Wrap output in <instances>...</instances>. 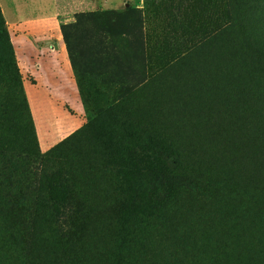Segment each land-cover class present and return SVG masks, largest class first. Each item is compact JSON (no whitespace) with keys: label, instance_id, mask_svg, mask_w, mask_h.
I'll use <instances>...</instances> for the list:
<instances>
[{"label":"rangeland","instance_id":"obj_1","mask_svg":"<svg viewBox=\"0 0 264 264\" xmlns=\"http://www.w3.org/2000/svg\"><path fill=\"white\" fill-rule=\"evenodd\" d=\"M89 1L54 21L57 39L64 29L73 45L86 102L81 126L50 147L62 144L48 169L83 202L81 240L70 254L52 240L40 253L27 223L0 219V264H67L64 253L78 264H264V0ZM0 16L19 82L18 92L0 74V197L21 191L26 200L41 191L40 156L50 149L39 148L34 123L40 135L67 120L51 101L26 97L23 83L33 80L15 54L18 30ZM7 65L0 52V69ZM119 134L171 145L187 185L174 196L166 188L157 208L143 164L129 179L115 175ZM15 166L23 176L10 175Z\"/></svg>","mask_w":264,"mask_h":264},{"label":"trees","instance_id":"obj_2","mask_svg":"<svg viewBox=\"0 0 264 264\" xmlns=\"http://www.w3.org/2000/svg\"><path fill=\"white\" fill-rule=\"evenodd\" d=\"M133 11H127L132 13ZM123 25V24H121ZM115 29V26L109 25L108 32ZM62 40L69 58L70 66L75 78V84L77 87L79 100L81 103H85L82 81L76 73L75 59L73 56V45L69 41V38L65 30H61ZM0 52L8 57V65L6 69L0 74H4L6 78L12 81V84L17 89L19 86L17 71L12 60L11 46L7 40V36L4 29V23L0 16ZM19 92V90H18ZM20 112L19 116H22L21 109L25 108V102L20 99ZM2 112V111H1ZM26 114V113H25ZM2 115V114H1ZM0 115V116H1ZM116 154L114 157L115 175H119L121 180L129 179L131 172L136 166L143 164L144 174L146 179L147 192L149 193L151 188L158 193L155 195L154 204L156 207L161 206V200L158 199L162 192L168 190V194L174 196L179 189L187 185V175L184 174L183 165L180 162L176 150L169 144L157 141L150 135L138 137L128 136L124 138L122 135H118L116 138ZM139 141V142H138ZM163 143V145H162ZM58 144L49 150H47L42 156H40L41 164L47 169L43 171L39 178L38 186L41 191H38L33 198L26 199L24 193L17 191L14 196H2L0 197V219L3 221H21L30 226L31 239L37 238L39 241L38 247L41 253V245L47 244L49 240H52L55 248L61 247L66 249L67 253L73 251V247L80 242L82 237V231L79 230V222L83 214V202L80 200L78 194L74 191L72 182L66 177L58 174L57 170L48 172V169L57 168L56 158L60 155V146ZM18 156H26L27 153L23 150H18L16 153ZM3 156V155H2ZM24 166L15 169H11L10 175L21 177L25 173ZM136 178V177H135ZM141 177L139 180H142ZM171 189H173L171 191ZM144 196V193H140ZM24 201H30V207L25 206ZM157 210V209H156ZM156 212V211H155ZM135 216V215H134ZM133 216V218H134ZM30 248H32L30 246ZM34 248V247H33ZM67 258V264H78L80 262L76 254H71L68 259L66 253L63 254ZM211 258H205L203 261L209 264L214 263ZM43 260L40 264H42Z\"/></svg>","mask_w":264,"mask_h":264},{"label":"crops","instance_id":"obj_3","mask_svg":"<svg viewBox=\"0 0 264 264\" xmlns=\"http://www.w3.org/2000/svg\"><path fill=\"white\" fill-rule=\"evenodd\" d=\"M92 5L89 0L71 2L55 0L44 5L38 3L27 11L21 9L20 0H8L5 8L0 2V10L7 26L18 30L15 54L20 59L24 74L33 80V82L25 80L23 83L26 97L30 93L37 96V100L51 101L52 107L67 120V124L62 125L60 131L46 130L41 126L40 135L34 123L41 150L50 148L60 138H64L66 133L79 128L82 122L81 103L74 75L65 45L61 39H57L60 38V30L54 21L61 14L86 11ZM16 20L22 22L14 25ZM51 38L57 43L52 42ZM65 106H68L73 114L70 115Z\"/></svg>","mask_w":264,"mask_h":264}]
</instances>
